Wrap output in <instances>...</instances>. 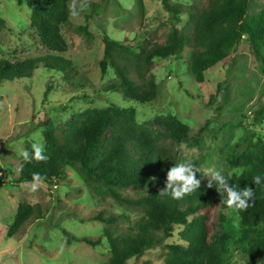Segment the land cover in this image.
<instances>
[{
    "label": "trees",
    "instance_id": "obj_1",
    "mask_svg": "<svg viewBox=\"0 0 264 264\" xmlns=\"http://www.w3.org/2000/svg\"><path fill=\"white\" fill-rule=\"evenodd\" d=\"M6 1L26 5L31 13L30 29L41 49L55 54L67 51L61 29L70 24L68 0ZM157 1L171 20L170 31L162 43L151 42L133 49L102 36L100 74L105 77L110 68L118 80L108 91H120L125 99L139 104L154 101L158 85L150 73L153 61L177 57L186 47L191 49L189 70L198 84L215 67L229 64L242 42L261 61L264 70V6L256 10L260 0H202L192 5ZM136 2L143 14L142 0ZM87 7L93 10L98 4L87 0ZM181 16L186 17V22L178 28ZM5 27V20L0 18V29ZM76 31L88 39L93 36L87 25L76 27ZM39 67L60 71L65 78L78 74L65 58L45 55L15 63L0 60V82L29 78L30 69ZM263 114L264 109L257 112L253 122ZM153 124L161 126L164 132L151 129ZM188 134V126L171 115L137 127L135 109L116 105L86 110L67 121L62 129L48 120L43 123L42 138L44 154L49 159L25 163L20 156L15 160L17 180L29 182L32 173L39 172L46 177L44 184L52 186L63 181L69 167L83 178L91 192L106 194L121 206L140 210L141 216L126 231L107 227L96 240L64 232L68 245L81 242L95 248L105 241L110 256L104 264H126L158 246L165 249L163 264H228L233 250L243 255L246 264L264 263V139L253 141L243 137L226 154L230 167L243 169L242 174L225 175L229 183L238 190L245 186L255 190L254 206L238 211L227 207V194L219 193L214 182L213 187L205 183L179 200L160 194L167 171L178 164L173 147L183 143ZM162 138L164 144H160ZM25 149L32 151L31 145ZM257 175L261 176V183L254 185ZM128 188L147 191L136 198L124 197L117 191ZM45 213L38 204L19 202L7 236L17 234L30 219H41ZM119 219L115 215H98L93 220L117 226Z\"/></svg>",
    "mask_w": 264,
    "mask_h": 264
},
{
    "label": "rangeland",
    "instance_id": "obj_2",
    "mask_svg": "<svg viewBox=\"0 0 264 264\" xmlns=\"http://www.w3.org/2000/svg\"><path fill=\"white\" fill-rule=\"evenodd\" d=\"M90 1L98 7H86L77 17L70 15V24L61 29L68 49L64 54H55L47 53L37 43L25 4L0 0V18L6 22V27L0 29V60L15 63L59 55L71 62L78 73H71V77L79 80L39 67L30 69L29 78L0 82V264H104L110 256L105 241L95 248L81 242L68 245L64 232L96 240L105 228L126 231L141 216L140 210L121 206L106 194L91 192L83 178L69 167L61 183L44 184L36 192L28 190L27 182L19 183L15 160L20 157V149L33 142L43 143L45 121L62 129L67 121L86 110H103L110 105L133 107L137 127L157 117L175 116L188 126L189 134L173 149L178 163L190 159L200 170L196 173L200 186L209 182L210 169L235 176L226 154L241 138L264 139V114L253 122L256 113L264 109V70L246 43L242 42L233 53L229 64L209 71L201 84L195 82L189 70V47L177 57L154 60L150 73L158 85V95L150 103L139 104L125 99L120 91H108L118 80L110 68L105 77L100 74L101 38L106 35L133 49L151 42L162 43L170 31V16L157 0H142L143 14L136 0ZM171 1L192 5L202 0ZM71 4L72 0H68L69 8ZM259 5L256 10L264 6V0ZM185 22L186 17L181 16L177 27L182 28ZM83 25L92 33L91 39L76 31ZM149 127L160 134L164 132L159 125ZM164 143L162 138L160 144ZM117 191L124 197L136 198L147 189ZM21 201L38 204L46 213L41 219H30L17 234L8 237L7 230ZM98 215L120 219L117 226H109L93 220ZM235 225L238 226L236 221ZM164 257L165 249L158 246L126 264H163ZM228 264L246 262L240 252L233 250Z\"/></svg>",
    "mask_w": 264,
    "mask_h": 264
},
{
    "label": "clouds",
    "instance_id": "obj_3",
    "mask_svg": "<svg viewBox=\"0 0 264 264\" xmlns=\"http://www.w3.org/2000/svg\"><path fill=\"white\" fill-rule=\"evenodd\" d=\"M87 7V0H81L79 6L77 0H72L70 6V14L77 17L80 12L84 11ZM257 131L260 127L257 126ZM31 152L27 149H20L19 155L25 163H31L33 160L36 162H46L49 157L45 155V145L42 142H33L31 144ZM199 169L189 159L187 161L178 163L172 166L166 174L165 187L160 190V194H170L173 199H183L186 195H190L200 188L201 181L197 179L196 173ZM243 169H234L232 175L242 174ZM209 183L208 187H213V182L216 184V190L219 193H226L227 200L225 201L229 209L238 211L247 210L249 207L254 206L255 190L252 187L245 186L242 189H237L231 185L223 173V170H209ZM155 180V177L151 178ZM46 177L42 176L39 172L32 173V178L27 182L28 190L30 192L38 191L45 183ZM261 183V176L257 175L253 178V184Z\"/></svg>",
    "mask_w": 264,
    "mask_h": 264
}]
</instances>
